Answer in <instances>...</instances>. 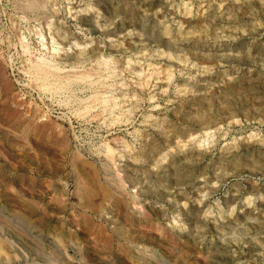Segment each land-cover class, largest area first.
<instances>
[{
  "label": "rangeland",
  "instance_id": "rangeland-1",
  "mask_svg": "<svg viewBox=\"0 0 264 264\" xmlns=\"http://www.w3.org/2000/svg\"><path fill=\"white\" fill-rule=\"evenodd\" d=\"M0 264H264V0H0Z\"/></svg>",
  "mask_w": 264,
  "mask_h": 264
},
{
  "label": "bare ground",
  "instance_id": "bare-ground-1",
  "mask_svg": "<svg viewBox=\"0 0 264 264\" xmlns=\"http://www.w3.org/2000/svg\"><path fill=\"white\" fill-rule=\"evenodd\" d=\"M32 5H34V4H32ZM39 64H40V63H39ZM41 65H42V64H41ZM44 65H45V64H44ZM37 68H39V67H37ZM39 71H40V70H39ZM44 71H45V70H44ZM41 72H42V71H41ZM42 75H43V74H42ZM42 75H41V76H42ZM86 75H87V74H86ZM44 76H45V75H44ZM47 81H48V80H47ZM47 84H48V83H47ZM51 85H52V84H51ZM35 115H36V114H35ZM37 120H38V118H37ZM24 127H25V126H24ZM42 128H43V127H42ZM28 144H29V143H28ZM109 151H111V150H109ZM109 151H108V152H109ZM111 152H112V151H111ZM81 165H82V164H81ZM75 170H76V169H75ZM75 170H74V171H75ZM75 175H76V174H75ZM119 182H120V181H119ZM120 183H121V182H120ZM122 184H123V182H122ZM103 186H104V185H103ZM104 187H105V186H104ZM114 187H115V186H114ZM115 190H116V189H115ZM111 198H112V197H111ZM108 201H109V200H108Z\"/></svg>",
  "mask_w": 264,
  "mask_h": 264
}]
</instances>
